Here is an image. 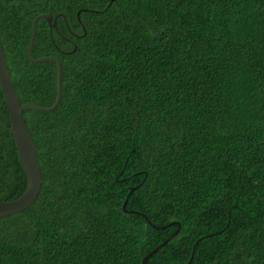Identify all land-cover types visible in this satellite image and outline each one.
<instances>
[{"label":"trees","instance_id":"1","mask_svg":"<svg viewBox=\"0 0 264 264\" xmlns=\"http://www.w3.org/2000/svg\"><path fill=\"white\" fill-rule=\"evenodd\" d=\"M46 13L61 97L22 113L42 184L0 264H142L174 222L148 263L264 264V0H0L20 104L56 98ZM5 126L0 89V202L27 183Z\"/></svg>","mask_w":264,"mask_h":264},{"label":"water","instance_id":"2","mask_svg":"<svg viewBox=\"0 0 264 264\" xmlns=\"http://www.w3.org/2000/svg\"><path fill=\"white\" fill-rule=\"evenodd\" d=\"M81 11L77 12V18ZM58 17H63L62 14H58L52 17L51 13L40 14L36 16L31 24V38L27 46V58L32 63H43L46 61L55 62L57 66V90L56 98L51 107H42L33 104H20L17 97V93L13 87L8 68L4 59V54L0 44V89L2 96L6 105L8 117H9V126H5L8 132L11 134L17 154L26 177V188L25 193L19 198L7 201L0 202V218L10 216L12 214L18 213L29 207L37 198L40 185L42 184L41 171L36 156V149L33 144L30 132L27 128V125L24 122L22 113L27 110H38L43 112L52 111L59 103L61 97V64L58 59L55 57H42V58H33L32 57V47L36 34V24L39 20L45 21L50 28H56V20ZM64 18V17H63ZM75 50H72V52ZM71 53V52H70ZM129 194V193H128ZM127 194V195H128ZM127 200L122 204V210L125 211V205ZM146 217V216H144ZM176 224V232L167 238L161 245L157 246L153 251L147 254L143 260L142 264H151L148 263V258L157 252L163 245L167 244L174 235H176L180 230V225L177 222L171 223L170 225ZM162 227L161 229H163ZM193 251L189 260L185 263L180 264H192ZM155 264V263H152Z\"/></svg>","mask_w":264,"mask_h":264},{"label":"flooded vegetation","instance_id":"3","mask_svg":"<svg viewBox=\"0 0 264 264\" xmlns=\"http://www.w3.org/2000/svg\"><path fill=\"white\" fill-rule=\"evenodd\" d=\"M52 29V28H51Z\"/></svg>","mask_w":264,"mask_h":264}]
</instances>
